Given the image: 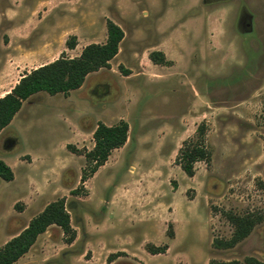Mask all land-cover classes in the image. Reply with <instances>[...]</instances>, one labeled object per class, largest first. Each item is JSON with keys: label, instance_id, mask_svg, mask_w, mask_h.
<instances>
[{"label": "rangeland", "instance_id": "374dc122", "mask_svg": "<svg viewBox=\"0 0 264 264\" xmlns=\"http://www.w3.org/2000/svg\"><path fill=\"white\" fill-rule=\"evenodd\" d=\"M107 19L124 31L110 67L68 95L34 94L0 134L14 173L0 178V246L64 199L74 241L50 226L18 264L264 263V0H0V97L104 42ZM121 120L126 143L81 182L97 123ZM202 123L209 159L189 177L176 156ZM246 217L250 233L218 247Z\"/></svg>", "mask_w": 264, "mask_h": 264}, {"label": "trees", "instance_id": "16d2710c", "mask_svg": "<svg viewBox=\"0 0 264 264\" xmlns=\"http://www.w3.org/2000/svg\"><path fill=\"white\" fill-rule=\"evenodd\" d=\"M123 38V29L112 20L107 19L106 39L103 43L87 44L75 57H67L62 53L55 60L21 75L17 83L0 97V132L9 125L23 102L32 95L38 92H46L50 95L58 93L68 95L72 90L80 88L90 73L109 68V63L117 55ZM65 46L68 49H74L76 46L75 36H70L66 40ZM149 59L155 64L167 62L164 54L160 51L151 52ZM128 131V123L124 120L113 125L97 123L92 132L93 147L84 153L87 169L82 171L81 182L91 177L106 162L112 150L120 148L126 143ZM196 134L195 141L185 140L183 142L176 156V163L189 177L194 174V163L209 159V152L204 146L205 126L203 123L196 128ZM13 176L12 169L0 159V178L11 181ZM232 220L236 225L232 236L228 240L216 242L218 247L232 248L250 233L257 222L249 217L233 218ZM53 225L61 229L67 244L74 241L76 232L71 225L64 199L48 203L40 213L29 220L18 234L0 246V264H15L29 251L38 236ZM168 236H172V234L168 233ZM165 250V246L158 247L152 244L147 246V251L151 254L164 253ZM110 260L111 257H108V261ZM247 263L264 264L254 258H250ZM231 264H235V261Z\"/></svg>", "mask_w": 264, "mask_h": 264}, {"label": "crops", "instance_id": "0c3cea01", "mask_svg": "<svg viewBox=\"0 0 264 264\" xmlns=\"http://www.w3.org/2000/svg\"><path fill=\"white\" fill-rule=\"evenodd\" d=\"M104 41H105V40H104ZM102 43H103V42H102ZM70 50H73V49H70ZM81 50H82V49H81ZM80 52H81V51H79V53H78L77 55H79ZM77 55H76V56H77ZM41 65H42V64H41ZM28 71H29V70H28ZM93 73H94V72H93ZM90 74H91V73H90ZM90 74H89V75H90ZM0 75H1V74H0ZM89 75H88V76H89ZM88 76H87V77H88ZM86 79H87V78H86ZM2 81H3V77H0V86H1ZM84 82H85V81H84ZM83 84H84V83H83ZM81 87H82V86H81ZM81 87H80V88H81ZM78 89H79V88H78ZM0 91H1V89H0ZM7 92H8V91H7ZM1 96H2V95H1ZM32 96H33V95H32ZM27 100H28V99H27ZM24 102H25V101H24ZM24 102H23V103H24ZM14 117H15V116H14ZM14 117H13V118H14ZM11 121H12V120H11ZM9 124H10V123H9ZM6 127H7V126H6ZM6 127H5V128H6ZM5 128H4V129H5ZM4 129L0 132V134L4 131ZM13 139L15 140V139H17V138L14 137ZM1 160H2V159H1ZM3 161H4V160H3ZM4 162H5V161H4ZM5 163H6V162H5ZM6 164H7V163H6ZM7 165H8V164H7ZM8 166H9V165H8ZM9 167H10V166H9ZM10 168H11V167H10ZM11 169H12V168H11ZM13 175H14V173H13ZM46 232H47V231H46ZM46 232H44V233H46ZM44 233H42V234H44ZM17 234H18V233H17ZM15 235H16V234H15ZM40 235H41V234H40ZM40 235H39V236H40ZM13 236H14V235H13ZM13 236H12V237H13ZM39 236H38V237H39ZM10 238H11V237H10ZM10 238H9V239H10ZM9 239H8V240H9ZM37 239H38V238H37ZM8 240H7V241H8ZM36 241H37V240H36ZM5 242H6V241H5ZM5 242H4V243H5ZM35 243H36V242H35ZM35 243L31 246V248L29 249V251H28L27 253H25L22 257H20V258L18 259V261H17L15 264H18L19 261H21L22 259H24L25 257H27V256L29 255V253L32 251V249H33ZM67 252H69V251L67 250ZM66 257H67V254H66ZM68 257H69V256H68ZM64 258H65V257H64ZM49 262H50V263H55L56 260H51V261H49Z\"/></svg>", "mask_w": 264, "mask_h": 264}, {"label": "flooded vegetation", "instance_id": "af4514ba", "mask_svg": "<svg viewBox=\"0 0 264 264\" xmlns=\"http://www.w3.org/2000/svg\"><path fill=\"white\" fill-rule=\"evenodd\" d=\"M9 142H10V140H9Z\"/></svg>", "mask_w": 264, "mask_h": 264}]
</instances>
